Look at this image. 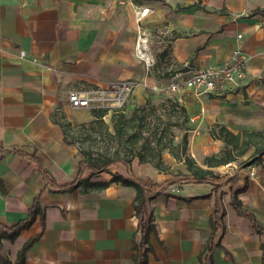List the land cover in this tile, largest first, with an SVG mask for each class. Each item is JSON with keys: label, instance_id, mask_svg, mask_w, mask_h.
<instances>
[{"label": "crops", "instance_id": "crops-1", "mask_svg": "<svg viewBox=\"0 0 264 264\" xmlns=\"http://www.w3.org/2000/svg\"><path fill=\"white\" fill-rule=\"evenodd\" d=\"M153 5L140 0H0V225L27 220L35 199L44 211L43 229L36 215L13 242L1 240L12 263L21 246L40 234L24 264H131L137 228L134 189L108 183L87 193L81 187L60 190L76 180L82 155L68 143L58 119L66 113L72 126L79 123V110L65 109L68 92L130 76L116 67L130 63L132 46L146 67L154 60L169 76L219 65L239 47L251 57L239 85L198 99L185 92L182 105L196 131L215 124L233 133L264 130V0ZM134 15L137 33L130 25ZM149 24L160 26L153 39ZM140 79L154 83L147 75ZM255 158L226 165L229 173L214 172L227 176L221 187L182 182L189 177L170 180L169 174L137 160L129 169L112 167L90 181L109 182L119 174L159 185L148 201L155 234L149 238L147 264H198L216 212L223 232L213 264H264V155ZM40 169L47 172V182ZM232 196L262 232L238 215Z\"/></svg>", "mask_w": 264, "mask_h": 264}, {"label": "trees", "instance_id": "trees-1", "mask_svg": "<svg viewBox=\"0 0 264 264\" xmlns=\"http://www.w3.org/2000/svg\"><path fill=\"white\" fill-rule=\"evenodd\" d=\"M132 2L138 3L137 0H132ZM93 112L95 118L102 123L101 117L105 112ZM180 118L182 119L181 123L176 121ZM171 120L174 121L171 122ZM110 123L112 132H105L103 136L117 146L123 145L125 147L124 156L116 153L112 157L94 158L89 150L79 149L82 160L78 162L76 180L70 184L61 186L60 190L66 191L81 187L82 192L87 193L101 190L108 183H120L134 189L133 210L134 217L137 220V228L131 238V264H147V254L152 251L149 238L151 234H155V226L148 201L157 195L159 185L149 180L138 179L134 176L125 177L119 174L112 175L109 182H92L90 181L91 177L106 172L111 166L118 164L129 169L130 163L134 158L140 164L150 163L156 170L164 171L165 168L161 158L162 153L166 151L172 156L177 157L176 149L180 148L179 155H182L184 158V163H186L190 172L189 178H185L182 182L210 183L213 186L221 187L227 176H219V174L210 170L211 168L236 162L238 158L246 155L250 149H252L250 157H256V160H260L261 156L264 155V130L233 133L224 125L215 124L209 131V135L212 139L221 141L223 149L217 155L206 158L205 165L208 169L195 166L193 161L186 155L189 116L185 107L172 98H167L157 105L146 101L144 104L134 106L129 115L123 112L115 113L111 117ZM61 127L64 130V136L68 138H66L68 143L75 145V140L68 136L65 127L63 125ZM171 127H174L173 130H171ZM105 130H107L106 126ZM178 137L180 138V142L175 144L174 141ZM40 172L47 182V172L41 169ZM86 172L89 175L85 177L84 174ZM229 180H233V178ZM231 205L238 215L248 219L258 232H262L255 218L242 210L236 196H232ZM36 215H39L43 229L44 211L40 207L39 199H35L32 207L28 210L27 220H23L12 227L0 225V248L1 240L13 242L20 231L30 225ZM222 232V220L216 212L215 220L210 222L209 238L197 256L198 264H213V253L217 248H220V236ZM39 235L30 238L21 246L17 251L13 263L0 253V264H24L26 251L38 239Z\"/></svg>", "mask_w": 264, "mask_h": 264}, {"label": "rangeland", "instance_id": "rangeland-1", "mask_svg": "<svg viewBox=\"0 0 264 264\" xmlns=\"http://www.w3.org/2000/svg\"><path fill=\"white\" fill-rule=\"evenodd\" d=\"M140 1H146L148 6L150 8H153L154 1L163 2V5L166 6L167 2L169 3L171 0H140ZM179 6H181V3ZM195 6L199 7V3L198 2L195 3ZM120 21L122 23L123 20L121 19ZM130 21H131V24H130L131 28L133 27V24H134L133 30H135L137 33V30H138L137 17H135L134 15L133 17H131ZM119 27L122 28V25H120ZM159 28L160 26H154L152 24H149L147 26V29L150 32V35L152 36V39L155 38L154 34L155 35L158 34ZM146 43L148 47L149 46L152 47L151 42L149 43L146 42ZM147 67L144 65V62L139 59L136 51L133 49V46H132L130 63L127 66L125 65L123 67L122 66L116 67V70L119 73H123V74L129 73L130 76L125 77V78H131V79H135L138 81H141L140 78L145 77L147 75L154 80L153 84H156L159 88H161L167 83V79L169 78V73L166 70V67L163 66V64H158V62L153 60ZM118 72L116 74V77L120 76ZM115 79H123V78H114L113 80ZM167 98L175 99L173 94H168L164 92L156 93V92L147 90L146 96H144V94H140V95H136L132 97L131 100L128 102V105L125 108L123 113H125L126 115H129L131 109L134 106L144 104L146 101H150L154 103L155 105H157ZM65 109H67V111L71 110L70 108H68L67 104L65 106ZM75 113L77 115L76 119H78L77 122L79 123L72 126L71 125L72 123L67 119L66 113L65 114L60 113L61 115H59L60 119H58L59 120L58 122L65 127V130L68 136L75 140V146L78 150L79 149L89 150L94 158H101V159L105 156L112 157L116 153L120 154L121 156H124L125 147H123V145L117 146L114 143H112L108 138H105L103 136L105 132L107 133L112 132L110 120L113 114H107V115H104V117L102 116L101 117L102 123H100V121H98V119L95 118L94 112L92 111L79 110V111H76ZM181 120L182 119L180 118L176 121L181 123ZM173 121L174 120H171V122ZM193 124L194 123L190 121V115H189V124H188L189 129L187 131L188 141L186 145V155L193 161L195 166L200 167L202 169H208V167L205 165L206 158L217 155L220 152V150L223 149V146L218 145V143H214V141L209 137V131L214 125H212L207 130H197L196 131V129H194ZM105 126L107 127V130H105ZM171 128H172L171 130H173L174 127H171ZM175 132H178V131H175ZM178 142H180L179 137L175 139L174 143L177 144ZM176 153L178 154L177 157L172 156L170 153L166 151H164L161 155L162 161L164 160V158H167L171 162L170 165H167L163 161L164 168H165L164 172L165 174H169L171 178L170 180L172 179L180 180L181 178L190 176V172L187 168V165L186 163H184V158L182 157V155H179L180 148H178V150L176 149ZM251 153H252V149H250L246 155L238 158L236 160V163L240 165L252 163L251 157H250ZM133 160H137V159L134 158L132 159V161ZM145 164H149L151 167L154 168V166L150 163H145ZM122 166L123 165L118 164V165L111 166L110 168L112 167L122 168ZM225 166L226 165L211 168L210 170H212L213 172H218L219 174H224L225 172L229 173L228 168L226 171L221 170V168ZM7 246L8 245H4V246L1 245L0 250L2 253H4V255L8 253Z\"/></svg>", "mask_w": 264, "mask_h": 264}, {"label": "built area", "instance_id": "built-area-1", "mask_svg": "<svg viewBox=\"0 0 264 264\" xmlns=\"http://www.w3.org/2000/svg\"><path fill=\"white\" fill-rule=\"evenodd\" d=\"M240 38L241 35H237V39ZM250 59V56L237 47L219 65L172 73L161 88L156 84L150 85L145 80L131 78L99 81L89 88L68 92L67 106L71 110L104 111V115H107L124 112L131 98L137 95V89L144 96L147 90L173 94L179 103H182L181 95L185 92L191 93L196 99L206 94H223L237 87L245 78Z\"/></svg>", "mask_w": 264, "mask_h": 264}, {"label": "bare ground", "instance_id": "bare-ground-1", "mask_svg": "<svg viewBox=\"0 0 264 264\" xmlns=\"http://www.w3.org/2000/svg\"><path fill=\"white\" fill-rule=\"evenodd\" d=\"M145 13H147V11H145ZM138 49H139V48H138ZM137 52H138V51H137ZM139 53H140V52H139ZM141 53H142V52H141ZM147 60H148V59H147ZM228 169H230V168H228ZM221 170H222V171H226V170H227V167H226V166H225V167H222Z\"/></svg>", "mask_w": 264, "mask_h": 264}]
</instances>
